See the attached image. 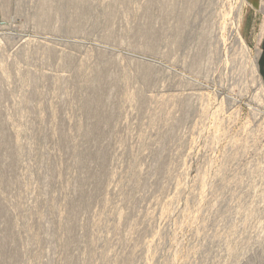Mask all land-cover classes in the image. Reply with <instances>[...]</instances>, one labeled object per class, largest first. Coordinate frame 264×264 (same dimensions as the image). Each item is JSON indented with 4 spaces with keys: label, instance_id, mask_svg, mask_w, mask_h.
I'll return each mask as SVG.
<instances>
[{
    "label": "rangeland",
    "instance_id": "1",
    "mask_svg": "<svg viewBox=\"0 0 264 264\" xmlns=\"http://www.w3.org/2000/svg\"><path fill=\"white\" fill-rule=\"evenodd\" d=\"M263 29L246 0H0V264H264Z\"/></svg>",
    "mask_w": 264,
    "mask_h": 264
},
{
    "label": "crops",
    "instance_id": "2",
    "mask_svg": "<svg viewBox=\"0 0 264 264\" xmlns=\"http://www.w3.org/2000/svg\"><path fill=\"white\" fill-rule=\"evenodd\" d=\"M249 6L254 10H260L264 19V0H246ZM259 54L257 58V68L261 80L264 83V29L259 40Z\"/></svg>",
    "mask_w": 264,
    "mask_h": 264
},
{
    "label": "bare ground",
    "instance_id": "3",
    "mask_svg": "<svg viewBox=\"0 0 264 264\" xmlns=\"http://www.w3.org/2000/svg\"><path fill=\"white\" fill-rule=\"evenodd\" d=\"M249 50V49H248ZM254 71L256 72V66H255V64H254Z\"/></svg>",
    "mask_w": 264,
    "mask_h": 264
}]
</instances>
